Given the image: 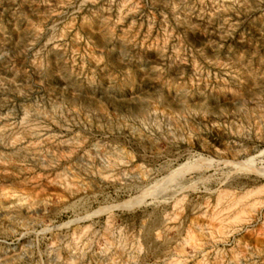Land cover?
Wrapping results in <instances>:
<instances>
[{
	"label": "rangeland",
	"instance_id": "obj_1",
	"mask_svg": "<svg viewBox=\"0 0 264 264\" xmlns=\"http://www.w3.org/2000/svg\"><path fill=\"white\" fill-rule=\"evenodd\" d=\"M0 264H264V0H0Z\"/></svg>",
	"mask_w": 264,
	"mask_h": 264
},
{
	"label": "bare ground",
	"instance_id": "obj_2",
	"mask_svg": "<svg viewBox=\"0 0 264 264\" xmlns=\"http://www.w3.org/2000/svg\"><path fill=\"white\" fill-rule=\"evenodd\" d=\"M225 164H226V166L227 165H230L232 168H234V169H240V168H242L241 169V171L244 169V168H248V169H255V170H257V171H260V169H257L256 167H255V164L254 163H248L246 166H244V168H243V166H241V163H237V162H225ZM195 168V167H194ZM183 168H180L179 170H176V171H174L172 174H170L169 176H166V178L165 179H163V181H161L160 183H158V181H157V185H155V186H149L150 188H147V190H146V192H145V194L144 195H147V194H154V193H156V192H160V191H163L164 189H165V186L166 185H169V184H171V183H173L175 180H176V178H177V176H178V174H180L181 173V170H182ZM198 170V169H197ZM247 170V169H246ZM257 171H255V172H257ZM239 172V171H238ZM182 177V176H181ZM179 178H180V176H179ZM173 193H175V192H173ZM142 197V196H141ZM141 197H137V198H135V200H133L134 202H138L139 200H141ZM143 198H145V197H143ZM163 198V197H162ZM157 199V198H156ZM127 203V202H126ZM128 204V203H127Z\"/></svg>",
	"mask_w": 264,
	"mask_h": 264
}]
</instances>
